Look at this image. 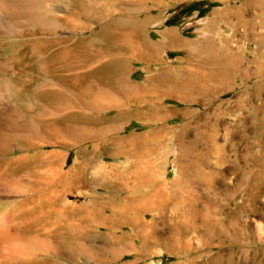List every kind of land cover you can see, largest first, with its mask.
Listing matches in <instances>:
<instances>
[{"label":"rangeland","instance_id":"rangeland-1","mask_svg":"<svg viewBox=\"0 0 264 264\" xmlns=\"http://www.w3.org/2000/svg\"><path fill=\"white\" fill-rule=\"evenodd\" d=\"M69 1H46V9L53 10L47 17L51 18L52 21H61L64 16H68ZM262 1L110 0V4H108L107 0H104L99 5L98 3L94 4L95 7L92 8V0H88L86 5V0H79V3L74 2L76 5L75 11L90 12L88 14L90 16L92 14L91 10H93V18L92 16L88 18L82 16L80 20L75 18L78 24L75 28H69L67 25L60 23L56 28L47 30L42 35L36 32L26 34L23 37L15 32L18 27L20 29V22L14 24L13 21L8 20L6 25L10 28L13 27L14 33L13 36L10 35L7 38L0 32V41L2 42H0V64L5 61L0 67L4 70L7 68L6 72L0 71V76L3 75L4 77L5 74V77H11L14 71L16 73L20 71L6 61L9 54L17 53L18 47L15 48L14 45L18 40L23 39L27 43L40 39L63 41L61 43L64 45L61 43L57 44L58 46L53 45L50 47L51 49L49 48L50 51L47 50V54L59 47L73 45L72 43L78 39L81 40L82 36V40L85 39L81 43L83 51H86L85 55L91 60L89 59L81 68H77V73H85L103 60L114 63L116 59H119L118 55H121V59L125 64V66L122 65V70L126 80L139 84L144 90L150 92L143 95V90L136 88L125 90L120 94L112 89H107L108 95L105 98L109 100L113 96H117L115 103L116 105L122 104V106L115 107L110 111H99L86 106L82 101L84 97L94 103L103 101L104 99H101L100 96H96L95 91L93 92L94 98H92L93 93L91 95L87 93L86 95L80 90L81 93L76 91L80 93H78L80 97L76 95L79 98L77 99V110L90 118L87 124L80 123L78 125L79 127L82 125V127L76 130V136H78L76 139H71L70 134H68L69 137L67 135L62 137L65 133L61 134V138L58 136L59 141L52 134L43 135V137L32 135L29 136L30 140L28 141V137L21 136L22 138H19L21 145L26 144L22 139H25L27 143L31 141L29 144L33 145L28 146L27 150L14 152L12 155L16 159L20 155L30 157L34 154H43L44 156L53 154L54 156H52L53 158L50 157L49 161H43L40 164L32 161H30V164L27 161L31 159L27 158L24 162L26 165L28 164L24 169L25 175L22 172L23 170H20V174L17 172V177H15H20L17 179L21 182H17L19 183L17 184L19 190L17 188L14 191L16 193L8 197L0 193V215L7 212L13 213L16 230L23 234L24 238L30 236L26 244L17 246L22 248L17 258L21 257L22 260L25 259L24 261H26V263L21 264H31L32 262H35L32 264H207V259L214 255V251L217 250L210 251V247L202 248L199 246L196 234H191L189 230H184L183 234L180 231L176 232V225L184 227L190 220V216L187 215L190 213L189 203L185 204L181 200L182 195H189L187 191L189 192L190 187L174 184V180L183 171H187L185 160H179L178 158V153L182 148L177 145L175 138L177 133L182 132L183 126L188 125L182 143L185 146L199 132H202L201 130L205 129L209 133H215L220 144H223V140H226L227 144L229 142L223 151L225 156L230 158H233L234 155L241 157L243 152H246V147L249 149L257 143L255 141L258 135L256 134L258 133L256 122L264 121L263 107L259 110L260 106L264 104V90L257 91L254 88L257 83L255 81L256 77L264 78V68L261 74L258 75H255L254 71L256 61L264 64V44H262L260 52H257L259 48L257 38L264 39V2ZM196 2L201 3L200 8L206 10L205 15L199 16L198 10L178 14L183 6ZM88 6L89 9L91 8L90 10L85 9ZM100 13H103V15ZM126 16L139 19L140 23L137 24L136 31L133 27H130L131 24L126 25L123 21ZM173 17L175 19L172 23L167 24L166 22ZM120 18L122 22L119 21ZM106 24L107 26H105ZM100 26L106 29L109 35L99 36ZM78 27L83 28V31L79 30ZM129 29H133L135 32V34L132 32L133 38L131 37V39L133 41L143 42L144 39L154 47V52L143 56L141 61H135L134 56L129 52L119 53L117 51V43L122 41V38L117 37L116 33L128 32ZM32 31L35 32L36 27ZM107 36L110 38H107ZM164 37L170 40L166 45H164ZM104 38L106 39L105 42L103 41ZM104 43L108 46H105ZM96 47L98 50H96ZM27 48L30 47L26 46L23 53L30 55ZM210 51H213L214 54L210 55ZM115 70L116 65L113 64L108 66L105 73H113ZM242 72L248 76L242 78ZM34 73L31 72V75L35 80L37 72ZM73 73L74 70L63 72L65 76ZM217 73L221 74L218 80ZM210 74H213V76L210 77ZM158 76L169 78L171 82L173 81L172 83H175L173 86L176 83H182L185 79H189L196 84L197 78L200 76L203 81L201 85L204 86L205 90L197 97L190 96L181 99L176 96H167L152 99L150 97L153 89L163 90L164 87L155 82ZM90 78H94V75ZM220 82L222 84L220 93L213 95L207 91V89L216 87ZM34 87V89H37L36 86ZM61 90L69 97H76L69 85H65ZM257 92H260L259 95H256ZM10 94L11 98L9 94L0 95V113L3 116L10 112L14 105L16 109L29 110L36 121L51 119L57 115L54 114V110H49L52 113L51 115H48V113L39 115V112H42L40 108L32 104L28 105L25 100L16 101L12 93ZM144 96L147 98L145 99ZM154 106L161 107L163 113L168 114V119L165 120L164 117L162 120L150 121L146 118L144 113ZM24 113L26 114V112ZM14 118L16 119V117ZM63 120L65 121V119ZM18 121L21 122V120ZM111 121L113 124H111ZM106 125H114L116 131H108ZM234 126L239 127L240 132L237 136L231 137L228 134V129ZM159 127L170 129V132L167 134L161 133V136H156L157 138L154 139V131ZM99 133L101 134L96 136ZM248 134L252 139V143L246 145L244 136H248ZM116 135L128 139L122 144V149L127 153V156L115 153L118 145L112 137ZM145 137L148 138V141ZM144 139L146 145L143 144ZM55 140L58 144L54 143ZM14 142L16 143V140ZM154 142H156V145ZM152 160L158 166L152 163ZM151 163L153 166H151ZM144 170H149V175L152 174L151 176L158 178L163 183L164 197L159 196L160 183L155 185L153 181L143 182V179H146V174L143 175ZM56 171L67 173L68 178L62 181L54 173ZM150 172L153 173L150 174ZM111 173L112 175L118 173V180L113 179ZM133 174L134 176H132ZM227 176L229 175L227 174ZM139 177H142V179ZM38 179L42 181L40 182ZM23 183H27L28 187L31 184L29 193L26 187L22 188ZM145 184H148V186ZM32 189L36 192L33 196H30ZM183 189L186 191L182 192ZM54 192H57L55 197H53ZM38 196L42 197L39 198ZM46 198H50L47 203H45L48 200ZM236 201H240V196H237ZM158 204H163V215L160 212L158 215V212L154 211V205ZM40 208L42 209L40 210ZM39 213L41 214L39 215ZM137 220L144 221L147 226V228L145 227L146 236L143 239H138L136 236L134 223ZM247 220L251 221L254 232L259 225L264 227V220L257 218L255 215H250ZM60 225H62V228ZM53 228L67 232V239L70 238V234H73L74 242L71 245L59 243L61 249L57 248L58 241L52 239L55 237L53 236ZM48 229L50 230V239L44 238L45 235L42 236ZM37 234H41L39 240L37 239L40 246L31 241V237ZM249 236L255 243L250 245L252 248L263 246L262 243L256 244L255 237L257 235L251 236L249 233ZM210 245H219V243L214 240L210 241ZM226 246L227 239L225 238L221 242V247L225 248ZM26 249L28 252H26ZM256 250L249 251V256ZM21 252L23 256L20 254ZM239 257L241 256L237 254L235 261L239 262ZM241 258L244 259V257Z\"/></svg>","mask_w":264,"mask_h":264},{"label":"bare ground","instance_id":"bare-ground-1","mask_svg":"<svg viewBox=\"0 0 264 264\" xmlns=\"http://www.w3.org/2000/svg\"><path fill=\"white\" fill-rule=\"evenodd\" d=\"M46 1L48 0H0V32H2L4 36H6L7 38L10 37V35L13 36L12 35L14 33L13 27L10 28L6 25V23H8V20L13 21L14 24L16 22H20L19 26L21 27L20 29L18 27V29H16L15 32H17L20 37H23L26 34H32L36 32L37 33L39 32V34L41 33L42 35V33L46 32L47 30H50V29L53 30L60 23L67 25V27L69 28L70 27L75 28L78 25L75 18L80 20L82 16H85L87 18L91 16L93 18L94 16L92 15L93 10H91L92 14H90V16H88L90 12L89 13L86 11L76 12L75 3L77 2L79 3V0H70V1L68 0L70 2V4L68 3L70 5L68 6L69 15L67 14L68 16H64L61 21L59 20L52 21L51 18L50 19L48 18L49 17L48 15L51 14L53 10L51 11L49 9L48 10L46 9L47 8L45 6ZM87 1L88 0H86L85 5L88 3ZM103 1L104 0H92L91 2V4L93 3L92 8L95 7L94 4L98 3L99 5V3H102ZM262 2H264V0ZM107 3L110 4V0L109 1L107 0ZM100 5L103 6L102 4ZM100 7L98 8V10L100 9ZM85 9H89V6ZM105 9H108V8H105ZM105 13H104V16H105ZM100 14L103 15V13H100ZM124 19L123 21L126 23V25H128L129 23V25L130 24L132 25V26L130 25V27H133L135 31L137 30L136 29V27L138 28L137 24L140 23L139 19L132 18L131 16L129 17L126 16L124 17ZM119 21L122 22V19ZM105 26H107V24ZM35 27H36V31L34 32L32 30ZM78 29L82 30L83 28L80 29L78 27ZM133 29L131 30L129 29L130 31L128 32L122 31L121 33H116L117 37L122 38L121 39L122 41L117 43L118 47L117 46L116 47L119 53L123 51L129 52L131 53V55L134 56L135 61H141L143 60V56H145L146 54L149 55L151 52H154V47L150 45L149 43H147L144 39H143V42L138 41V40L133 41L131 39L132 34L133 33L135 34ZM98 34L99 36L100 35L106 36L108 32L106 29L101 27V30L100 32H98ZM82 38L83 37L81 36L80 38L81 40L78 39L79 41L78 40L75 41L74 43H72L73 45L69 47L67 46L59 47L53 52L51 51L50 53H47V54L46 52L47 50H49L50 47H52L53 45H57L63 41H59L56 39H42V40L40 39V40H36L35 42L33 41L32 43L31 42L27 43L26 41H23L22 39V40L16 41L15 45L12 44L14 45V47L16 46L15 48L18 47L17 48L18 51L17 53L9 54V56L6 58V61L10 63L12 67L15 66L14 68L19 69L20 71H18V73L14 71L13 72L14 76L12 75L11 77L10 76L5 77L4 73H3L4 77L3 75L0 76V95L9 94L11 98L10 93H12L16 101L25 100L28 105L32 104L33 106L35 105V107L40 108L42 112H39V115H43V114L45 115L47 113L48 115H51L52 113L49 110H54V114H57V115L56 117H53L51 119L36 121V118L32 116L33 115L32 113L30 114L29 110L24 111L22 109H16L15 105L13 106V109L10 112H8L5 116H3L0 113V193H2V195H5L8 197L9 195L13 194L14 191H16V189L18 188L17 184H19L17 182H20V181H17V179H19L20 177L19 178H15V177H17V172H19L20 174L22 170H23L22 171L23 174L25 175L24 169H25V166H27L28 164L26 165L24 162L27 158L31 159L27 162L32 161L33 163L36 162L37 164H40L43 161H49L50 157L53 156V154H48L46 156H44L43 154L42 155L34 154V155H31L30 157L20 155L16 159L12 155L14 152L16 151L21 152L24 149L27 150L28 146L33 145V144H29L31 143V141L27 143L25 139H22V141H24L26 144L21 145L19 142L21 141L19 139V138H22L21 136L28 137L27 141L30 140L29 136H32V135L43 137V135L52 134L56 136L55 138H57V141H59L58 136H60L61 138V134L63 133H65V135H62V137L66 135L68 136V134H70L71 139H76V137H78L76 136V133H77L76 130L82 127V125L81 127H79L78 125H80V123L87 124L89 122L88 119H90L88 118V116H85L80 110H77L78 108L77 99H79L77 96H79L78 93L80 91L86 95L87 93L91 95L95 91L96 96H100L101 99H104L103 101H99L95 103L91 100H86L85 97H84V100L82 99L83 103L86 106L94 108L99 111H103V110L110 111L114 109L115 107L122 106V104L116 105L115 99L117 98V96H113L109 100L105 98L108 95L107 89H112L120 94L125 90H134L136 88L142 89L143 95H145L147 92L150 93L149 91L144 90V88L141 85L136 84L134 82H128L126 80L124 72L122 70L125 64L123 63L121 59L122 58L121 55H118L119 59H116L114 63H111V62L108 63V62H105V60H103L102 62L97 63L95 66H93V68L86 71L85 73H82V72L77 73L76 69L84 66L90 59L87 55H85L86 51H83L84 49L81 43L85 39L82 40ZM107 38H110V37L107 36ZM257 39H258V44H259V48L257 49V52L259 53L262 47V44H264V39L262 38L261 39L257 38ZM103 41L105 42L106 39L104 38ZM169 41L170 40L167 37H164V45L168 44ZM64 42H65V39H64ZM122 43H123V46H122ZM26 46L30 47L29 49L27 48L30 55L29 54L26 55L23 53ZM105 46H108V45L105 44ZM79 47L81 48L78 50ZM109 48L111 49V47ZM96 50H98V48ZM104 50H107V49H104ZM210 53H211L210 55L214 54L213 51H210ZM4 62L0 64V66H2ZM113 64L116 65V70L113 73L109 72L110 74L107 72L109 74L108 75L107 73H105L106 69L108 68V66L113 65ZM234 65H236V63H234ZM255 66H257L256 68L264 67L261 64H257ZM6 69L7 68H5L4 70V68L0 67L1 72H6ZM73 70H74V73L70 74L69 76H65L63 74V72L66 73V72L73 71ZM31 72L32 73L37 72L35 80H34V77H32ZM93 75H94V78H90V77H93ZM160 77L158 76L155 82H157V84L161 86H164L163 90L159 88L153 89V91L151 92V97H150L152 99H158L161 97L165 98L167 96H176L181 99L190 97V96L197 97L198 95H201L202 93H204V90H205L204 86L201 85L203 81L201 80L200 76L197 78L198 81L196 84H194L189 79H185L182 83H176L175 86H173V84L175 83H172L173 81L171 82L169 78H166L164 76H160ZM65 85H69V87H71V89L74 91V95L75 96L77 95V96L69 97L68 95L64 94L61 89L64 88ZM34 86H36L37 89H34L35 88ZM220 90H221L220 87L218 88L215 87L209 90L207 89V91H209L213 95L220 93ZM76 91H79V92L77 93ZM92 98H94V93H93ZM144 98L146 99L147 97L144 96ZM40 109H38V111H40ZM24 112H26V114ZM144 114L146 118H148L150 121L162 120L164 117H165V120L168 119L167 118L168 114L163 113V110L159 106H154L150 108ZM14 117H16V119ZM63 119H65V121ZM18 120H21V122H19ZM111 124H113V122ZM257 124H258V127L256 128H258L257 130L258 133L256 134L258 135L255 138L256 139L255 141L257 143H255V145L253 146L251 145L252 149L250 147L249 149H247L246 147L245 148L246 150L244 149L246 152L245 153L243 152V155H241V157H236V155H234L233 158L226 157L223 150H224V147L229 144L228 140H227L228 144L225 142L226 140H223L225 143L223 142V144H220L218 141L217 135H215V133L214 134L209 133L206 130L208 133L207 134L205 133L206 132L205 129L201 130L204 134L202 132H199V134L195 136L193 139H191V141H189L187 145L185 144V146L182 143H183L184 135L186 136L188 125H184L182 132L179 134L177 133L176 135L175 142L177 143L178 146L180 145V147L182 148L181 151L178 153L179 154L178 158L179 160L180 159L185 160L187 171H183L174 180V184H180L182 186L187 185L188 187H190L189 192L187 191L189 195H182L183 198L181 199L183 200L185 204L189 203L190 213H188L187 215L190 216V220L185 224L184 227H182L181 225H176L175 228L177 229L176 230L177 233L178 231H180L183 234L184 230L185 231L189 230L191 234L193 233L196 234L197 240H199L198 245L201 246L202 248L210 247V251L213 249L217 250V251H214L215 253L214 255L210 256L207 259V264H264V227L259 225V227H257L255 230V232L258 233L256 234L253 231L251 221L247 220L250 215L252 216L255 215L257 218L259 217L260 219L264 220V121H261ZM106 126H108V128ZM106 126L105 127L106 129H108V131H113V132L116 131V129H114L115 128L114 125H106ZM168 132H170V129H164L163 127H159L158 129L154 131V139L157 138L156 136H161V133L167 134ZM239 132H240V129L237 126H234L233 128L228 129V134L231 137L237 136ZM100 134L101 133L97 134L96 136H99ZM244 137H245L244 140H245L246 145L247 144L249 145L252 143V139H250L249 134L248 136L245 135ZM145 138L148 141V138L147 137ZM112 139L118 145L115 150V153L123 154L127 156V153H125V151L122 149V144L123 142H125V140L128 141V139H124L123 137H119L118 135H116L115 137L113 136ZM15 140L17 144L14 142ZM146 140L145 139L143 140L144 141L143 144L146 143ZM54 143L58 144L56 140L54 141ZM154 143L156 145V142ZM231 143H230V146H231ZM152 163L156 164V162H154L153 160H152ZM152 163H151V166H153ZM145 168L149 169L148 167H145ZM27 171L28 169L26 170V172ZM148 171L144 170L143 172V175L146 174V179H143V182L149 183L153 181L155 185L160 183V187L158 190L159 196L164 197L165 191H164L163 183L160 182L158 178L151 176L152 175L151 173L153 172H150L151 175H149ZM54 173L58 175V177L62 181L68 178L67 173L64 174V173H59L57 171ZM116 174L112 175L111 173L112 175L111 177L113 179L116 178L118 180L117 177L119 175L118 173ZM134 174L132 176H134ZM227 174L229 176H227ZM142 177L145 178L144 176ZM142 177H139V178L142 179ZM39 179L38 181H40ZM23 184L24 185L22 188L26 187V189L29 190L28 191L29 193L31 190V186H30L31 184L29 185V187L27 183H23ZM35 184L34 186L36 187V185L38 184L36 185ZM143 184H140V185H143ZM145 185L148 186V184H145ZM33 189H32L30 196H33L34 193L36 192V191H33ZM185 191L184 189L182 190V192H185ZM17 194L19 195L20 193H17ZM56 195H57V192L56 193L54 192L53 197H55ZM220 196L222 197L220 198ZM237 196H240V201H236ZM46 199L48 200H46V202L44 201L45 203H47V201L50 200V198H46ZM22 200H26V199H22ZM197 203L200 205L198 206ZM38 206H39V203H38ZM151 206L153 207V205ZM41 209L42 208H40V210ZM154 211H156V213L158 212V215H159V212L162 214L163 204L154 205ZM41 213H39V215ZM20 221H23V220H20ZM15 224L16 223H15L13 213L7 212L6 214L0 215V264L26 263V261H24L25 259L22 260L21 257L17 258L18 253L22 249L17 246H20L21 244H26L30 236H28V238H24V235L18 232V230H16L17 227ZM134 225L136 227L135 232H136L137 238L143 239L146 236L145 234V230L147 228L146 223L144 221L141 222L140 220H137V222H135ZM60 227L62 228V225H60ZM42 229L44 230V228ZM52 231H53V236L55 237L54 238L51 237V238L56 239V241H58L57 242L58 245L59 243H62V244L65 243L67 245H71L74 242L73 234H70V238L67 239L68 238L67 232L61 231L58 228H53ZM249 233L251 236L257 235V237H255L256 244L262 243L263 246L259 248H252L250 245L255 244V243L252 241V238L249 236ZM202 234H203V237H202ZM43 235H45L46 237H44ZM49 235H50L49 229L46 232H44V234H42V236L47 239H50ZM39 236H41V234H37L31 237L32 238L31 241H33L34 243H37V245L39 244L40 246V242L37 241ZM120 238L122 239V237ZM201 238L202 239L204 238L203 239L204 241ZM225 238L227 239V246L224 248V247H221V242H223ZM214 240L218 241L219 245H210V241H214ZM41 245L43 246V244ZM58 245H57V248L61 249V246L59 245L58 247ZM78 245L81 246L79 243ZM252 250H256V251L251 256H249L248 252ZM26 252H28L27 249H26ZM20 254H22V252ZM237 254L240 255L241 257H244V259L239 257L240 261L239 262L235 261V257ZM32 263H35V262H32Z\"/></svg>","mask_w":264,"mask_h":264},{"label":"crops","instance_id":"crops-1","mask_svg":"<svg viewBox=\"0 0 264 264\" xmlns=\"http://www.w3.org/2000/svg\"><path fill=\"white\" fill-rule=\"evenodd\" d=\"M221 60V59H220ZM222 60H223V58H222ZM257 64H261V65H263L264 66V64L263 63H261V62H259V61H256V65ZM257 66H255V69H254V71H255V75H258V74H261V72H262V70H263V68L264 67H262V68H256ZM215 74V73H214ZM242 74V78H244V77H247L248 75H246L244 72H242L241 73ZM253 74V73H252ZM217 75H218V77H217V80H218V78L221 76V74L220 73H217ZM211 76H213V74L211 75L210 74V77ZM257 83L255 84L256 86L254 87L257 91H259V90H264V78L263 77H260V76H257L256 77V80H255ZM221 82L220 83H218V85L216 86V88H218V87H220V89H221ZM215 88V87H214ZM259 93L260 92H257V94L256 95H259ZM262 107H263V109H264V104L262 105V106H260V108H259V110L260 109H262ZM263 121V120H262ZM259 122H261V120L260 121H257L256 123H259Z\"/></svg>","mask_w":264,"mask_h":264},{"label":"trees","instance_id":"trees-1","mask_svg":"<svg viewBox=\"0 0 264 264\" xmlns=\"http://www.w3.org/2000/svg\"><path fill=\"white\" fill-rule=\"evenodd\" d=\"M201 6V3L199 2H196V3H192V4H189L187 6H183L179 11H178V14H183V13H189L191 11H194V10H198V15L199 16H203L205 15L206 13V10L205 9H202L200 8ZM175 19V17H173L172 19H170V21L168 20L166 23H172V21Z\"/></svg>","mask_w":264,"mask_h":264}]
</instances>
